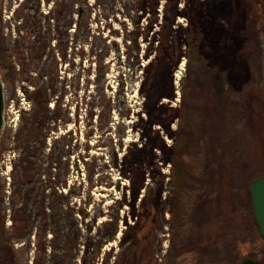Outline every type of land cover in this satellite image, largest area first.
<instances>
[{
    "label": "rangeland",
    "instance_id": "1",
    "mask_svg": "<svg viewBox=\"0 0 264 264\" xmlns=\"http://www.w3.org/2000/svg\"><path fill=\"white\" fill-rule=\"evenodd\" d=\"M61 3L30 0L33 26L16 21L15 32L3 29L0 21L7 107L0 158L7 157L14 168L10 187L0 174V226L25 235L19 221L32 198L26 205L27 190L16 189L20 183L28 188L33 172L25 168L23 152L14 149L13 136H24L26 150H34L31 140H39L34 122L39 117L43 125L46 111L48 149L34 159L41 164V180L49 179V153L68 171L65 189L70 184L76 194L62 192L61 207L65 232L79 233L78 251L71 258L69 246L54 245L48 231L44 234L48 221L43 211H48L40 214L34 208L35 238L6 241L1 232L0 264H175L179 253L181 264H239L248 257L264 262V242L244 241L236 189L246 174L241 169L249 168L251 176L264 171V0H72L74 21L78 5L82 9L80 35L76 43L65 38L59 51ZM34 28L50 33L55 44L45 52L34 45L31 53L27 47L37 39L30 32ZM255 33L262 49L251 57L254 46L249 52L245 45ZM222 71L235 95L254 110L252 122L258 128H241V135L225 146L210 142L215 164L207 188L215 193L211 197L206 189L197 198L185 227L180 211L187 202L171 185L172 168L178 167L173 162L177 110L184 99L189 103V129L184 128L180 148L188 143L196 148L194 110L206 107L212 79ZM248 81L254 82L252 91L239 95ZM40 90L45 96H37ZM213 117L206 127L210 136L218 129ZM190 156L189 165L205 164L204 158ZM194 183L189 175V184Z\"/></svg>",
    "mask_w": 264,
    "mask_h": 264
},
{
    "label": "trees",
    "instance_id": "2",
    "mask_svg": "<svg viewBox=\"0 0 264 264\" xmlns=\"http://www.w3.org/2000/svg\"><path fill=\"white\" fill-rule=\"evenodd\" d=\"M189 30V29H188ZM259 34L255 33V36H252V38L247 40V43L245 46H247V51L251 52L250 46H254V51L251 53V57H253L254 53H258V51H261V44L258 41ZM250 49V50H249ZM258 50V51H257ZM189 73L187 74V78H189ZM186 78V77H185ZM212 79L213 85V91L210 96L207 98L206 107L202 108L199 107L195 109L196 116L192 118V125L195 126L196 131L195 135L198 144L196 145V148L194 146H189V143L186 147L180 148V142L182 141V135L184 133V128L189 129V103L186 104L185 99L183 100L182 105H180V108L177 110V117L179 120V135L175 137V143L173 144V147L176 149L175 158L173 159V162L177 163L178 167L175 166L172 168L171 172V185L173 192L179 195V197L185 199L187 202V208L180 211L183 221V226L188 227L189 226V212L194 209L196 205V200L199 198V196L205 195L206 189L210 191V196L212 197L215 193L213 189L207 188L210 185L209 179V171L212 167H214V150L209 148L210 142L213 145L214 143H218L221 146H225L227 143H230L232 140L237 139L239 137L241 128H246L252 126L253 128H258V124H253L252 120L254 121V110L247 105H244V103L235 95V89L232 88L229 84V78L228 73H224L223 71L219 73V75H214ZM217 79H220V86L217 83ZM186 80V79H184ZM189 82V81H188ZM189 86V84H188ZM242 90L239 91V95L246 94L248 91H252V86H254V82L248 81L247 84L244 85ZM42 90L37 91L36 94L38 97L43 96L44 94L41 93ZM186 89H183V93L185 95ZM237 94V93H236ZM45 96V95H44ZM44 98V97H43ZM44 100V99H43ZM47 99L43 101L44 104L48 105ZM213 117L215 120L218 129L217 133H213L211 136L208 135V129L206 128L208 126V120L210 121V117ZM246 125V126H245ZM199 129V130H198ZM34 130H36L34 128ZM195 129L193 130V132ZM37 132V131H36ZM189 133V132H187ZM193 134V133H192ZM189 136V134H188ZM186 142L189 141L188 138H185ZM188 139V140H187ZM194 139V137H193ZM26 139L23 137L20 138V142H24ZM190 147L192 149H190ZM180 148V149H179ZM179 149V150H178ZM35 151V150H34ZM191 155V156H190ZM189 156L194 157L193 159H196L199 161L205 159L204 163L193 164L189 165ZM203 156V157H202ZM249 170V168H246ZM241 169L242 172L246 173L247 176L249 173H247L248 170ZM250 172V171H249ZM245 174V175H246ZM260 174H264L263 172L250 175L249 178L250 181L253 180L255 177H257ZM189 175L193 177L194 185L189 184ZM243 175L240 180V186L236 187L238 189V209L240 211V214L242 216V226L246 234V240H252V241H262L264 242V239L260 235V227L258 223L256 222L253 211H252V205H251V197H250V188L248 182L246 184V177ZM1 189L2 186L0 184V195H1ZM137 195V194H136ZM191 201V202H190ZM236 201V200H234ZM190 207V208H189ZM193 207V208H192ZM2 208L0 204V222L3 218L2 214ZM192 219H190L191 221ZM185 222V224H184ZM3 224V223H2ZM188 225V226H187ZM232 225V224H231ZM228 226V225H227ZM242 226L240 228H242ZM5 228L0 226V233L2 232V235L7 240L13 239L14 237H20V235L16 233H12L9 230H4ZM239 229V227H238ZM237 230V227L235 226L233 228V231L235 232ZM227 232H232L231 229L228 228L226 230ZM116 232V229L111 233V236H113ZM228 234V233H227ZM189 251V250H188ZM187 251H185L186 253ZM184 253V251H183ZM181 253L177 256V261L175 264H181ZM87 262V261H86ZM85 262V264H86Z\"/></svg>",
    "mask_w": 264,
    "mask_h": 264
},
{
    "label": "flooded vegetation",
    "instance_id": "3",
    "mask_svg": "<svg viewBox=\"0 0 264 264\" xmlns=\"http://www.w3.org/2000/svg\"><path fill=\"white\" fill-rule=\"evenodd\" d=\"M71 1L72 0H62L61 7L59 9V22H58V44H57V49L61 51L63 49V41L65 38L69 40L70 38L74 39V42L76 43L79 37L80 33V28H81V22H82V9L78 5V15L76 16L75 21L72 19V10H71ZM74 3L77 0H73ZM77 4V3H76ZM30 6V0H0V21H4V25H1L3 29H12L13 32L16 31L15 29V22L19 21L21 26L26 27L28 25L33 26V17H29V12L31 10ZM35 22V21H34ZM72 26L75 28L72 29ZM22 29V27H21ZM74 32V35L70 36L69 31ZM21 31V30H19ZM0 32L1 28H0ZM32 33L36 32V37L34 41H30L28 43V50H30L31 53L34 52L32 49L33 46H37V49L39 50L38 52H41L44 49L46 50L47 46H50V44H55V37H51L50 33H45L41 34V32H37L36 29L34 28ZM8 34V33H7ZM8 36V35H7ZM10 37V36H9ZM27 37V36H26ZM8 38V37H7ZM11 39V38H10ZM9 40L6 42L8 43ZM4 38L0 35V58L4 56ZM49 44V45H48ZM51 47V46H50ZM8 48V47H7ZM12 50V48H11ZM7 52H10V50ZM45 52V51H44ZM63 52V51H62ZM61 53V52H60ZM43 55V54H42ZM42 57V56H41ZM33 58V57H32ZM41 59V58H40ZM41 60H39L40 62ZM37 63V61H36ZM23 68V66H22ZM21 73H19L20 75ZM44 75V74H42ZM15 78V74L13 73L12 75ZM58 82V81H57ZM59 83H63L59 81ZM54 112L57 116L62 117L63 113L59 111V109H54ZM49 113L44 111L43 114V125H40L38 120L39 117H36L35 119V127H36V136L39 140H35L33 138L32 144H31V149L34 150H26L24 145H28L29 142H20L21 136L17 134H14V142L13 146L15 145V148H18L21 152H23V155H25L26 160H25V168L29 171L33 172V176H30L25 185H28V188L22 189L21 184H19V187L16 189V193L19 192V190H23L24 193L26 192V205L28 204L30 198H32V204L30 209L25 210V218L20 220V225L22 228V232H24L25 235L19 237V239H23L24 237L27 236H32L35 238L34 232L37 231V226L34 225V222L31 221V214L33 209L35 208L38 213L42 214L43 209L47 210L48 212L45 213L43 211L44 217H46V220L48 221V229H46V232L48 231L49 238H52V241L54 245L56 246H61L63 248H66L69 246V249L71 250V258H75L76 252L78 251L77 245H78V239H79V233L75 232L73 234L71 233H66L64 230V211L61 207V205L64 204L63 199H65L64 194L62 192H69V195L76 194V188H72L70 184H68V190L65 189V185H67V179H66V174L68 175V171H66L64 164L61 163V160L56 156L54 157V152L49 153L51 155V161L49 162V179L46 180H41V175H42V167L41 164L39 165L37 163V158L35 156L37 153H39L42 150H46L47 145L46 141L49 143V137L47 136V131H45V125L49 123L50 119L48 118ZM7 136L5 135L2 139L6 140ZM3 142V140L1 141ZM26 143V144H25ZM52 145V144H51ZM52 148H49L48 152H50ZM4 156V154L2 155ZM34 159V160H33ZM11 165V166H10ZM13 165L12 162L8 163L7 157L0 158V174L4 176L5 178V183H7V187H10L12 184V171ZM54 170V171H52ZM67 172V173H66ZM26 174V173H25ZM45 175V174H44ZM46 176V175H45ZM45 181V182H44ZM2 186V185H1ZM8 190V189H7ZM49 190H51L52 194V199H50V195L48 194ZM47 193V194H46ZM56 195L60 196V200L57 203L56 201ZM63 199H62V198ZM67 197V196H66ZM50 200L51 203H50ZM40 203V205H39ZM51 205V207L49 206ZM28 214V215H27ZM11 214H9L10 216ZM14 222L13 225L17 222L15 218H13ZM17 225V224H16ZM53 233V234H52Z\"/></svg>",
    "mask_w": 264,
    "mask_h": 264
},
{
    "label": "water",
    "instance_id": "4",
    "mask_svg": "<svg viewBox=\"0 0 264 264\" xmlns=\"http://www.w3.org/2000/svg\"><path fill=\"white\" fill-rule=\"evenodd\" d=\"M6 98L5 85L0 71V142L5 127ZM250 197L254 218L260 227V235L264 239V174L255 177L250 185ZM239 264H264L256 258L248 257Z\"/></svg>",
    "mask_w": 264,
    "mask_h": 264
},
{
    "label": "bare ground",
    "instance_id": "5",
    "mask_svg": "<svg viewBox=\"0 0 264 264\" xmlns=\"http://www.w3.org/2000/svg\"><path fill=\"white\" fill-rule=\"evenodd\" d=\"M167 101V100H166Z\"/></svg>",
    "mask_w": 264,
    "mask_h": 264
}]
</instances>
